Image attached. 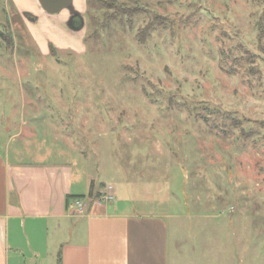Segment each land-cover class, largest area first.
Instances as JSON below:
<instances>
[{"label": "rangeland", "instance_id": "obj_1", "mask_svg": "<svg viewBox=\"0 0 264 264\" xmlns=\"http://www.w3.org/2000/svg\"><path fill=\"white\" fill-rule=\"evenodd\" d=\"M118 2L127 7L139 2L164 18L165 25L156 27L140 47L137 35L149 19L142 16L133 29L115 25L99 39L92 38L87 48L84 38L94 32L96 23L88 20L86 11L84 52L79 55L56 46L58 50L51 54L52 43L43 54L39 43L46 38L75 47L76 37L59 29H33L12 4L6 7L0 0V147L9 141L7 133L18 134L29 122H23L26 113L59 108L73 98L79 101L73 106L101 109L108 117V146L112 141L117 145L118 139L121 145L133 144L139 155L147 154L156 162L157 173L165 175L168 165L178 167V176L171 174L177 177L175 184L180 183L182 170L192 178L191 171L182 168L185 164L178 162L186 160L192 168H201L197 170L204 181L202 189L210 192L201 194L194 205L180 183L176 194L185 201L183 210L208 213L212 217L204 218L205 222L235 228L236 245L232 238L226 239L232 235L227 228L218 234L173 231V257L185 264H264V37L260 44L264 0ZM91 6V14L101 18L103 12L95 1ZM204 106L225 111L243 128H226L227 137L221 129L207 127L202 119ZM217 123L222 126L221 119ZM242 129L254 135L245 140ZM27 132L24 138L34 137ZM91 139L93 146L100 143L98 139L105 143L103 137ZM140 161L141 173L132 171L130 176L144 180L152 165L144 164L141 157ZM118 164L122 167L121 159ZM157 182L149 191L155 196L166 183ZM213 184L225 193L211 192ZM191 195L196 197L195 192ZM206 235H219L221 245L213 238L205 241ZM227 241L229 249H236L233 259L225 263ZM209 247L213 255L206 253Z\"/></svg>", "mask_w": 264, "mask_h": 264}, {"label": "crops", "instance_id": "obj_2", "mask_svg": "<svg viewBox=\"0 0 264 264\" xmlns=\"http://www.w3.org/2000/svg\"><path fill=\"white\" fill-rule=\"evenodd\" d=\"M4 2L6 7L12 4L27 22L30 21L25 14L35 17L36 21L30 22L33 29H59L63 35L76 37L75 47L60 46L53 38H46L43 44L39 43L43 54H47L49 43L62 51L83 54L84 30L72 31L67 23L73 12L86 14L87 0H72L71 9L54 15L47 13L39 0ZM78 103L73 98L59 108L52 106L48 111L24 114L23 122H29L21 126L18 134L7 133L9 141L0 147V264H43L49 258H53L51 264H58L60 255L61 264H185L178 256L173 257V231L218 234L227 228L232 235L226 239L232 238L236 245L232 224L205 222L203 219L212 217L210 214L183 210L185 201L176 194L182 188L180 183L186 198L194 205L201 194L210 192V188L202 189L204 181L197 170L201 168L194 166L192 178L181 169L182 179L175 184L177 177L171 174H177L178 167L168 165L165 175L157 173L156 162L147 154L139 155L140 150H135L133 144L121 145L118 139L117 145L112 141L108 146L106 113L101 109L91 111V106H73ZM27 130L33 138L23 137ZM95 135L103 137L105 143L98 139L100 143L93 146L91 138ZM140 157L144 164L152 165L144 180L130 176L132 171L141 173ZM120 159L122 167L118 164ZM181 163L185 164L182 168L187 166L186 160L178 162ZM157 180L166 183L155 196L149 191L159 184ZM106 185L115 188L114 202L91 204L85 216H77L70 210L69 205L76 197L95 201ZM143 191L147 192L144 196ZM213 191L225 193L218 186ZM194 192L196 197L192 199ZM219 237L206 235L204 239L213 238L221 245ZM228 246L229 241L225 263L233 259L236 249ZM207 250V254L213 255L212 247Z\"/></svg>", "mask_w": 264, "mask_h": 264}, {"label": "trees", "instance_id": "obj_3", "mask_svg": "<svg viewBox=\"0 0 264 264\" xmlns=\"http://www.w3.org/2000/svg\"><path fill=\"white\" fill-rule=\"evenodd\" d=\"M96 3V8L100 10V12H103V15L101 18H99L96 15L91 14L93 11L92 9V2ZM5 8V6H4ZM5 11L7 12V9L5 8ZM99 12V13H100ZM87 16L88 20H91L92 23H96L95 30L93 33H88L84 38V44L87 48H89L90 40L93 38L99 39V37L103 36L105 30H109L115 25L119 26H126L130 29H133L135 26L137 18L141 19L142 16H149L148 21L142 26L140 29V32L137 35V43L140 47L144 46L146 44V37L151 36L152 32L155 30L156 27H162L165 25V19L162 18L160 15H157V13L153 12L149 8H145L142 6L139 2H136L135 5L132 7L125 6V3H119L118 0H87ZM32 18H35L31 16ZM141 22V21H140ZM262 32V31H260ZM3 39L6 41L7 44H12V41L10 38H8L4 33H1ZM264 35L261 34L260 38V44L262 43ZM50 53L53 54L58 50L53 44L49 45ZM246 54L248 56H251V53L246 49ZM250 53V54H248ZM225 57V54L223 55ZM254 57L252 56L250 58ZM253 64V63H251ZM251 72H253V67H251ZM146 94V93H145ZM151 100H153L152 95L146 94ZM198 107H195L196 116L199 115ZM203 111L205 112V115L202 116V119L207 127L211 128H219L222 130V134H226L228 137V131L226 128H243L240 121L235 119L232 115H227L225 111H222L221 109H216L212 107H203ZM220 116V117H218ZM215 118V120L213 119ZM217 119L222 120V126L218 125ZM241 135L243 139L247 140L251 136L254 135L253 131L245 132L242 129ZM187 166H185L189 171H191V174L194 173L193 168L191 167V162L186 161ZM83 196L76 197V199H83ZM91 204L93 200L91 201ZM61 255L59 256L58 264H61Z\"/></svg>", "mask_w": 264, "mask_h": 264}, {"label": "water", "instance_id": "obj_4", "mask_svg": "<svg viewBox=\"0 0 264 264\" xmlns=\"http://www.w3.org/2000/svg\"><path fill=\"white\" fill-rule=\"evenodd\" d=\"M39 2L47 13L54 15L60 13L65 8L71 9L72 0H39ZM24 16L32 23L36 21L29 14H25ZM67 27L75 32L83 30L85 27L84 17L77 12H73L67 23Z\"/></svg>", "mask_w": 264, "mask_h": 264}, {"label": "built area", "instance_id": "obj_5", "mask_svg": "<svg viewBox=\"0 0 264 264\" xmlns=\"http://www.w3.org/2000/svg\"><path fill=\"white\" fill-rule=\"evenodd\" d=\"M116 194L113 185H106L95 201L93 205H102L114 202ZM91 202L88 199H75L71 201L69 208L77 216H85L89 212Z\"/></svg>", "mask_w": 264, "mask_h": 264}]
</instances>
